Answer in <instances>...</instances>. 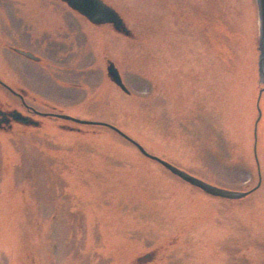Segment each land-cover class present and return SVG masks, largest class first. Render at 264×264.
<instances>
[{"label": "rangeland", "instance_id": "374dc122", "mask_svg": "<svg viewBox=\"0 0 264 264\" xmlns=\"http://www.w3.org/2000/svg\"><path fill=\"white\" fill-rule=\"evenodd\" d=\"M104 1L131 36L62 0H0V80L43 110L115 125L212 184L250 189L258 168L261 184L213 197L109 128L13 124L0 128V264H137L148 252L141 264H264L255 0ZM12 102L0 86V106Z\"/></svg>", "mask_w": 264, "mask_h": 264}, {"label": "water", "instance_id": "95a60500", "mask_svg": "<svg viewBox=\"0 0 264 264\" xmlns=\"http://www.w3.org/2000/svg\"><path fill=\"white\" fill-rule=\"evenodd\" d=\"M68 4L69 7L78 11L80 14L85 16L89 21L94 24H101V23H110L114 30L120 32L124 35H130L131 31L126 26L123 18L121 15L109 4H107L103 0H62ZM256 2V58H255V86L259 89L257 100H256V107H257V117L254 122V130H253V137H254V155L255 160L257 162L256 157V137H257V122L261 116V108L259 106V101L261 98L262 92H264V0H255ZM18 52L36 59L37 57L29 51H24L17 49ZM107 73L109 77L124 91H128L125 84L123 83L121 76L114 66L112 62H109L107 67ZM1 82V81H0ZM3 84V82H1ZM0 124L2 122H7L9 118L6 116V112L0 110ZM9 114L21 123H34L37 124L36 121L30 120L28 117L23 115L21 112L17 110L10 111ZM42 115H51L54 117H58L65 120H70L75 123L79 124H88V125H101L106 126L119 134L123 139L132 143L138 151L145 157L150 160H153L160 164L163 168L168 170L170 173L176 175L183 181L193 185L199 189H201L206 194L213 196V197H220V198H227V199H239L247 196L251 192L255 191L261 184V174L258 168V179L256 184L247 190H234L229 189L226 187L218 186L212 184L202 178H199L186 170L174 165L173 163L169 162L168 160L153 154L147 151L138 141L133 139L131 136L126 134L120 128L115 125H112L107 122L103 121H96V120H86L80 119L77 117H73L68 114H64L61 112H42Z\"/></svg>", "mask_w": 264, "mask_h": 264}, {"label": "flooded vegetation", "instance_id": "af4514ba", "mask_svg": "<svg viewBox=\"0 0 264 264\" xmlns=\"http://www.w3.org/2000/svg\"><path fill=\"white\" fill-rule=\"evenodd\" d=\"M13 47V46H11ZM15 49V48H14ZM17 51V49H16ZM27 51V50H25ZM18 52V51H17ZM31 52V51H30ZM20 53V52H19ZM33 53V52H32ZM34 54V53H33ZM36 56V55H35ZM38 59L39 57L36 56ZM34 59V58H32ZM35 59V60H36ZM106 63H108V58L106 59ZM0 86L2 88H4V90L9 94V96L11 97V100L12 98H16L17 101H18V106L10 103L8 106L6 107H2L0 106V110L2 111H5L6 112V116L9 118V120L7 122H2L0 124V128H4V129H8V128H11L13 124H20L22 126H32L28 123H26L25 125H23V123H20L19 121H16L15 119H13V117L9 114L10 111H13V110H18L19 112H21L23 115H27V116H30L34 119H39L41 117H46V116H51V115H42L41 113L42 112H53V110H50V109H47V110H43L41 108H38L36 106H34L33 104H30L27 100V95L29 94V90L23 86H16L15 88L7 85V84H2L0 82ZM2 115L0 114V117ZM52 117V116H51ZM41 123V121L39 122V124ZM153 256L151 255V253L145 255V256H138L137 257V261L138 263L137 264H140V263H145L146 261H148L149 259H151Z\"/></svg>", "mask_w": 264, "mask_h": 264}, {"label": "bare ground", "instance_id": "6f19581e", "mask_svg": "<svg viewBox=\"0 0 264 264\" xmlns=\"http://www.w3.org/2000/svg\"><path fill=\"white\" fill-rule=\"evenodd\" d=\"M64 2V1H63ZM66 3V2H65ZM67 4V3H66ZM68 5V4H67ZM130 29V28H129ZM114 30V29H113ZM115 32H117L116 30H114ZM130 31H131V29H130ZM118 33V32H117ZM132 35V31H131V34L130 35H125V36H131ZM21 50V49H20ZM25 51V50H24ZM30 52V51H29ZM35 55V54H34ZM109 62H112L113 64H114V66L117 68V66L115 65V63L111 60V59H109L108 58V63H106V65H105V69H106V74H107V77L116 85V86H118L110 77H109V75H108V71H107V67H108V65H109ZM117 70H118V68H117ZM118 72H119V70H118ZM119 74H120V72H119ZM121 76V75H120ZM121 79H122V77H121ZM1 81V80H0ZM123 81V80H122ZM2 82V81H1ZM127 88V87H126ZM123 90V89H122ZM127 90H128V88H127ZM124 91V90H123ZM124 92H129V90L128 91H124ZM18 111V110H17ZM26 117H28L30 120H33V121H36L37 122V124H34V123H30V122H28V124H30V125H32L33 127H39L40 126V124H39V122L41 121L40 119H34V118H32V117H30V116H27V115H25ZM44 116H46V115H44ZM47 117V116H46ZM86 120H89V119H86ZM21 123V122H20ZM23 125H25V123H23ZM84 125H88V124H84ZM101 126V125H100ZM103 127H106V126H103ZM106 128H108V127H106ZM110 129V128H109ZM112 130V129H111ZM113 132H115L114 130H112ZM123 131V130H122ZM116 134H117V132H115ZM119 135V134H118ZM120 136V135H119ZM121 137V136H120ZM134 139V138H133ZM137 141V140H136ZM130 143V142H129ZM130 144H132V143H130ZM141 144V143H140ZM133 145V144H132ZM142 145V144H141ZM134 146V145H133ZM143 146V145H142ZM135 147V146H134ZM144 147V146H143ZM136 148V147H135ZM145 148V147H144ZM137 149V148H136ZM146 149V148H145ZM138 150V149H137ZM147 150V149H146ZM148 151V150H147ZM218 198H220V197H218ZM223 199H227V198H223Z\"/></svg>", "mask_w": 264, "mask_h": 264}]
</instances>
